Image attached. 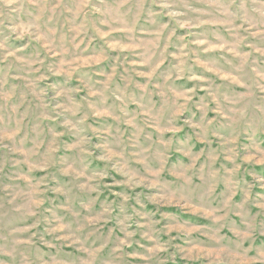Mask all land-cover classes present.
Wrapping results in <instances>:
<instances>
[{"label": "rangeland", "instance_id": "374dc122", "mask_svg": "<svg viewBox=\"0 0 264 264\" xmlns=\"http://www.w3.org/2000/svg\"><path fill=\"white\" fill-rule=\"evenodd\" d=\"M0 264H264V0H0Z\"/></svg>", "mask_w": 264, "mask_h": 264}]
</instances>
